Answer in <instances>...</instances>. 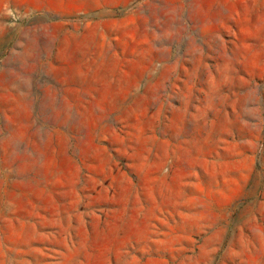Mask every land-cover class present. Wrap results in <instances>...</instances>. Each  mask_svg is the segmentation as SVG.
Returning a JSON list of instances; mask_svg holds the SVG:
<instances>
[{
    "label": "rangeland",
    "instance_id": "rangeland-1",
    "mask_svg": "<svg viewBox=\"0 0 264 264\" xmlns=\"http://www.w3.org/2000/svg\"><path fill=\"white\" fill-rule=\"evenodd\" d=\"M0 264H264V0H0Z\"/></svg>",
    "mask_w": 264,
    "mask_h": 264
}]
</instances>
